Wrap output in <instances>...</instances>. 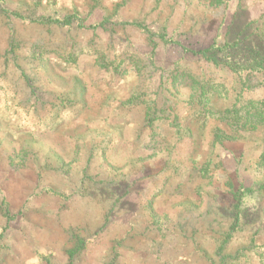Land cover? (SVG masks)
<instances>
[{
    "label": "rangeland",
    "instance_id": "374dc122",
    "mask_svg": "<svg viewBox=\"0 0 264 264\" xmlns=\"http://www.w3.org/2000/svg\"><path fill=\"white\" fill-rule=\"evenodd\" d=\"M0 264H264V0H0Z\"/></svg>",
    "mask_w": 264,
    "mask_h": 264
},
{
    "label": "trees",
    "instance_id": "16d2710c",
    "mask_svg": "<svg viewBox=\"0 0 264 264\" xmlns=\"http://www.w3.org/2000/svg\"><path fill=\"white\" fill-rule=\"evenodd\" d=\"M234 115V118H237V115L236 114H240V112L239 111H236V113H233Z\"/></svg>",
    "mask_w": 264,
    "mask_h": 264
}]
</instances>
